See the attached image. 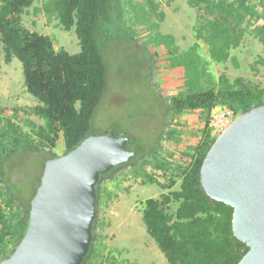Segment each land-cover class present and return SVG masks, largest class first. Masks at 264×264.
Segmentation results:
<instances>
[{
	"label": "trees",
	"instance_id": "16d2710c",
	"mask_svg": "<svg viewBox=\"0 0 264 264\" xmlns=\"http://www.w3.org/2000/svg\"><path fill=\"white\" fill-rule=\"evenodd\" d=\"M122 1L45 0L41 8L49 20L56 19L65 31L75 29L80 51L70 53L64 48L56 49L49 35L23 25L22 15L34 0H0V47L4 61L20 60L26 91L37 100L31 107L10 109L0 105V259L12 252L23 236L30 201L39 185L45 161L57 155L53 150L59 137L63 139V153H67L93 133L89 122L105 89L106 70L102 55L106 39L111 35L108 25L115 17L114 13L120 11ZM147 2L150 11L144 14H156L162 19L164 13L158 10V3ZM187 3L199 12L203 11L195 36L207 44L214 62H226L248 28L264 43V0H187ZM155 40L170 45L166 50L169 55H177L173 35L158 32ZM198 46L196 42L194 48ZM188 53L182 62L188 67L196 64L197 76L186 77L188 87L192 86L188 91L184 89L166 97L167 114L176 119L184 114L199 113L204 121L198 140L177 158L170 153L155 152L158 143L152 151L143 152L133 136L125 133L129 136L127 147L138 149V153L130 161L100 175L96 185L97 216L93 238L82 264H103L105 259L110 264H131L126 260L119 261L109 252L105 254L103 249L95 246L97 240L102 244L98 234L102 228L98 216L102 181L122 166L129 167V172L140 184H156L163 190L158 197L145 199L141 212L147 233L168 264H237L248 251L249 247L231 233L233 208L205 194L199 172L203 158L215 140L209 127L213 107L226 104L238 116L264 103V86L242 77L231 80L225 73L213 75L201 62L200 55ZM172 64L176 65L178 61L172 60ZM20 111L35 115L44 123L36 126L26 119L31 129L26 132L16 120ZM168 130L169 139L179 142L177 131L174 128ZM17 150L42 155V171L27 193L21 184L13 182L12 173L6 168L7 160ZM149 167L160 170L165 178L161 180L144 171ZM141 172L143 178L139 175ZM178 180L179 186L173 189Z\"/></svg>",
	"mask_w": 264,
	"mask_h": 264
},
{
	"label": "rangeland",
	"instance_id": "374dc122",
	"mask_svg": "<svg viewBox=\"0 0 264 264\" xmlns=\"http://www.w3.org/2000/svg\"><path fill=\"white\" fill-rule=\"evenodd\" d=\"M153 1L158 3V10L164 13L162 19L156 14H144L150 11L147 0H123L118 14L114 13L115 17L108 25L111 35L106 39L102 55L106 70L105 89L93 110L89 125L93 133H104L110 128L128 133L143 152L152 151L158 143L155 152L170 153L179 158L198 140L204 121L197 112L176 119L167 114L166 97L184 89L188 91L192 86L188 87L186 77L197 76L196 64L190 67L184 65L183 57L187 52L191 56L200 55L201 62L213 75L225 73L231 80L242 77L264 86V43L248 28L240 45L231 50V57L226 62H214L207 44L203 40L198 41L195 36V31L200 28L198 18L203 11L191 7L187 0ZM44 2L34 0L22 15L23 25L49 35L56 49L79 52L74 27L65 31L56 19L49 20L41 8ZM158 32L174 36L176 56L167 53L170 45L156 42ZM196 42L199 46L194 48ZM0 54V105L12 109L37 104L24 86L20 60L13 58L6 63L1 47ZM172 60L178 61V64L173 65ZM26 119L36 126L44 123L35 115H25L20 111L16 120L26 132H31ZM168 128L177 131L179 142L169 139ZM63 151L64 143L60 136L53 152L58 155ZM34 153L17 150L6 163L13 182L21 184L25 193L42 171V155L40 152ZM144 171L161 180L165 178L160 170H153L152 167ZM139 175L144 176L143 172ZM179 184L178 180L173 189ZM161 192L163 190L156 184H140L129 172V167L122 166L109 173L101 184L98 213L102 222L98 232L102 244L97 240L95 246L103 249L105 254L109 252L119 261L126 260L131 264H168L147 233L141 212L142 202L149 197H158ZM103 264L110 263L105 259Z\"/></svg>",
	"mask_w": 264,
	"mask_h": 264
},
{
	"label": "water",
	"instance_id": "95a60500",
	"mask_svg": "<svg viewBox=\"0 0 264 264\" xmlns=\"http://www.w3.org/2000/svg\"><path fill=\"white\" fill-rule=\"evenodd\" d=\"M128 141L109 129L46 160L23 236L0 264H82L93 238L97 182L138 153ZM199 181L210 199L233 208L231 233L249 247L237 264H264V103L215 137Z\"/></svg>",
	"mask_w": 264,
	"mask_h": 264
},
{
	"label": "built area",
	"instance_id": "2783aa9c",
	"mask_svg": "<svg viewBox=\"0 0 264 264\" xmlns=\"http://www.w3.org/2000/svg\"><path fill=\"white\" fill-rule=\"evenodd\" d=\"M233 110L226 104L213 107L210 114V134L217 136L220 134L235 118Z\"/></svg>",
	"mask_w": 264,
	"mask_h": 264
}]
</instances>
